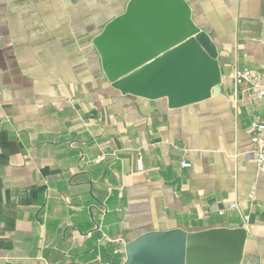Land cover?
<instances>
[{
	"label": "crops",
	"instance_id": "crops-1",
	"mask_svg": "<svg viewBox=\"0 0 264 264\" xmlns=\"http://www.w3.org/2000/svg\"><path fill=\"white\" fill-rule=\"evenodd\" d=\"M130 1L0 0V264H125L145 232L212 227H244L239 264H264V99L232 76L264 70V0H186L221 83L179 107L105 74L94 40Z\"/></svg>",
	"mask_w": 264,
	"mask_h": 264
},
{
	"label": "water",
	"instance_id": "water-1",
	"mask_svg": "<svg viewBox=\"0 0 264 264\" xmlns=\"http://www.w3.org/2000/svg\"><path fill=\"white\" fill-rule=\"evenodd\" d=\"M94 44L124 94L179 107L220 93L217 48L186 0H131ZM245 237L244 227L148 231L127 244L125 264H239Z\"/></svg>",
	"mask_w": 264,
	"mask_h": 264
},
{
	"label": "built area",
	"instance_id": "built-area-1",
	"mask_svg": "<svg viewBox=\"0 0 264 264\" xmlns=\"http://www.w3.org/2000/svg\"><path fill=\"white\" fill-rule=\"evenodd\" d=\"M235 86L245 84L252 95L257 99H264V70H254L249 67H236L232 73ZM253 141L256 144L257 163L260 168L264 167V120L254 121L252 123ZM183 167H190L191 164L187 161L182 162ZM231 208H237L236 202L232 203ZM107 208L103 209V213L108 212ZM223 210L219 213L223 214ZM98 230L102 233L99 240L114 241L107 233L103 231L100 224L95 226V229L87 233L88 236H92L94 231Z\"/></svg>",
	"mask_w": 264,
	"mask_h": 264
}]
</instances>
